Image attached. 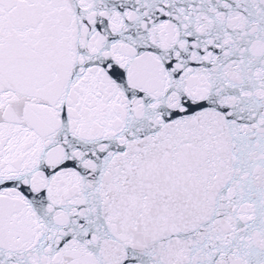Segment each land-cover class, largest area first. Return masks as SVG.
<instances>
[{
	"label": "snow or ice",
	"instance_id": "obj_1",
	"mask_svg": "<svg viewBox=\"0 0 264 264\" xmlns=\"http://www.w3.org/2000/svg\"><path fill=\"white\" fill-rule=\"evenodd\" d=\"M0 264H264V0H0Z\"/></svg>",
	"mask_w": 264,
	"mask_h": 264
}]
</instances>
